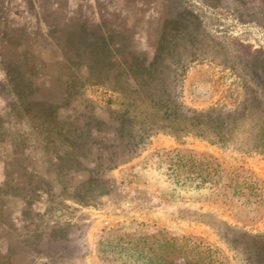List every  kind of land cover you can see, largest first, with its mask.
<instances>
[{
  "label": "rangeland",
  "instance_id": "obj_1",
  "mask_svg": "<svg viewBox=\"0 0 264 264\" xmlns=\"http://www.w3.org/2000/svg\"><path fill=\"white\" fill-rule=\"evenodd\" d=\"M179 8L204 21V56L184 63L180 102L195 112L238 113L247 129L255 126L264 108V0H0V63L23 80L12 88L0 67V264H183L169 246L189 238L223 264H245L224 236L264 234V203L245 207L235 197L226 205L178 184L169 159L209 156L227 179L254 174L264 183L263 156L158 132L101 182L93 157L79 163L64 146L43 142L39 102L61 100L71 77L63 52L79 48V27L135 35L132 45L143 51L160 19ZM87 100L118 104L86 84L73 108L87 114Z\"/></svg>",
  "mask_w": 264,
  "mask_h": 264
},
{
  "label": "trees",
  "instance_id": "obj_2",
  "mask_svg": "<svg viewBox=\"0 0 264 264\" xmlns=\"http://www.w3.org/2000/svg\"><path fill=\"white\" fill-rule=\"evenodd\" d=\"M203 25V19L193 11L176 9L160 19L153 42L143 51L132 45L135 35L113 33L102 26L89 35L84 26L79 27V48L73 53L63 52L71 77L62 83L61 100L39 102L46 148L64 146L67 156L78 162L93 157L96 169L103 170L98 174L101 182L107 181L106 173L133 158L144 139L158 132L177 140L192 136L211 144L236 145L264 157V108L256 125L247 129L241 114L218 109L195 112L186 110L180 102L177 88L184 63L204 56V35L199 31ZM53 34L49 33V38ZM0 65L8 85L18 88L23 84L21 73L13 72L3 62ZM86 84L116 96L118 104L108 102L103 109L87 100L92 108L88 115L82 114L73 106ZM169 160L178 184L209 190L226 205L235 197L245 207H261L264 203V183L254 174L227 179L217 161L205 155L185 157L177 153ZM224 238L245 264H264V234ZM169 250L170 257L179 255L183 264H223L214 249L197 239L177 240ZM168 264L176 263L169 260Z\"/></svg>",
  "mask_w": 264,
  "mask_h": 264
}]
</instances>
